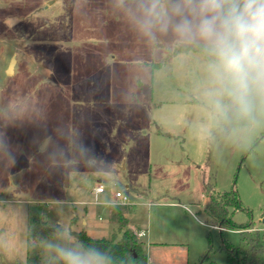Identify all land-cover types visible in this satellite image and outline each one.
<instances>
[{"label":"rangeland","instance_id":"rangeland-1","mask_svg":"<svg viewBox=\"0 0 264 264\" xmlns=\"http://www.w3.org/2000/svg\"><path fill=\"white\" fill-rule=\"evenodd\" d=\"M127 9V0H0V244L23 264L31 251L60 263L48 248L58 225L73 237L120 236L111 220L118 190L131 198L128 226L138 231L151 206H185L189 264L227 259L204 213L212 186L238 193L235 221L262 223L264 110L226 133L200 53L174 55L171 40L141 37ZM224 236L241 245L245 234ZM158 252L152 264H163Z\"/></svg>","mask_w":264,"mask_h":264},{"label":"clouds","instance_id":"clouds-1","mask_svg":"<svg viewBox=\"0 0 264 264\" xmlns=\"http://www.w3.org/2000/svg\"><path fill=\"white\" fill-rule=\"evenodd\" d=\"M136 32L197 50L214 113L264 110V0H127ZM48 248L62 264H113L107 252L57 229Z\"/></svg>","mask_w":264,"mask_h":264},{"label":"trees","instance_id":"trees-1","mask_svg":"<svg viewBox=\"0 0 264 264\" xmlns=\"http://www.w3.org/2000/svg\"><path fill=\"white\" fill-rule=\"evenodd\" d=\"M192 50L197 51L192 48L177 45L172 50V54L176 55ZM218 120L220 127L226 133H229L234 127L251 125L253 122V114L247 118L229 114L227 118L218 117ZM129 208L128 205L115 204L111 206V220L119 226L120 236L112 234L110 237L92 238L85 230H81L74 232V237L86 245H92L103 252H107L112 258L113 264H149L146 242L138 236L137 230L128 226L130 223L128 216ZM242 209V201L235 190L222 192L217 190L215 186H212L205 202L204 213L215 223L222 224L228 231L237 230L239 233L245 234L241 245H236L225 238V231L220 232L222 237L221 249L227 254L226 262L223 264H264V233L256 230L247 231L248 229L254 228L255 225H251L250 222L240 223L233 218L234 213ZM34 223L32 220V224ZM41 232L44 237L49 236L51 233L47 226L43 230L41 228ZM37 235L34 227H32L30 232L31 238H36L38 237ZM207 235L209 245H211L212 239L210 233L208 232ZM27 264H42L41 253L31 251ZM58 264H62V262ZM199 264L220 263L209 261V257L206 255Z\"/></svg>","mask_w":264,"mask_h":264},{"label":"crops","instance_id":"crops-1","mask_svg":"<svg viewBox=\"0 0 264 264\" xmlns=\"http://www.w3.org/2000/svg\"><path fill=\"white\" fill-rule=\"evenodd\" d=\"M13 71V70H12ZM101 181V180H100ZM110 206V205H109ZM156 208V209H155ZM185 206L176 202L158 203L151 206L149 215L144 220L146 221L145 237L143 240L146 242V249L149 257V264H152L151 250H159L162 257L163 264H189L187 244L189 240L190 219L184 213ZM264 217L262 216V223ZM83 223L86 224L87 220L83 218ZM183 223L184 228L181 233H172L168 231L170 225ZM261 223V224H262ZM256 225L258 227L262 225ZM138 231V230H137ZM0 264H23L22 258H12L9 256V251L4 250L0 244ZM150 255V256H149ZM25 264V262H24Z\"/></svg>","mask_w":264,"mask_h":264},{"label":"built area","instance_id":"built-area-1","mask_svg":"<svg viewBox=\"0 0 264 264\" xmlns=\"http://www.w3.org/2000/svg\"><path fill=\"white\" fill-rule=\"evenodd\" d=\"M96 191L98 193H103L105 191V186L100 183L97 188H96ZM115 196L116 198L118 199L119 198V201H117L116 203H113V204H119V205H132V201H131V198L126 194V193H123L122 191H117L115 193ZM262 226L258 227V226H255L254 228H251V229H248L247 231H253V230H256V231H260V232H263L264 233V224L262 223L261 224ZM217 230H219L220 232L221 231H228V229L224 226H222V224H216L214 226ZM138 236L141 238L145 235V231H138L137 232Z\"/></svg>","mask_w":264,"mask_h":264},{"label":"water","instance_id":"water-1","mask_svg":"<svg viewBox=\"0 0 264 264\" xmlns=\"http://www.w3.org/2000/svg\"><path fill=\"white\" fill-rule=\"evenodd\" d=\"M16 63V56H14L13 58H12V60H11V63H10V66H9V68H8V73H11V69L13 68L14 69V64ZM13 180H14V182H17V180H16V177H13ZM263 222H264V219H263ZM57 229H59L60 230V226L58 225L57 227H53L52 228V231H55V232H57Z\"/></svg>","mask_w":264,"mask_h":264},{"label":"bare ground","instance_id":"bare-ground-1","mask_svg":"<svg viewBox=\"0 0 264 264\" xmlns=\"http://www.w3.org/2000/svg\"><path fill=\"white\" fill-rule=\"evenodd\" d=\"M13 68L10 70L12 72Z\"/></svg>","mask_w":264,"mask_h":264}]
</instances>
